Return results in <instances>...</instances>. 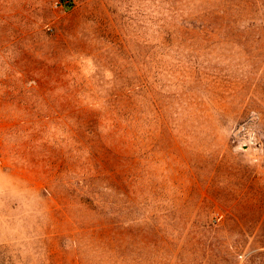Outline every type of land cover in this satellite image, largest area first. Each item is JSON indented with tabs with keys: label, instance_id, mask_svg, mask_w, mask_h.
<instances>
[{
	"label": "rangeland",
	"instance_id": "rangeland-1",
	"mask_svg": "<svg viewBox=\"0 0 264 264\" xmlns=\"http://www.w3.org/2000/svg\"><path fill=\"white\" fill-rule=\"evenodd\" d=\"M244 2L0 0V264H252L264 252L202 226L256 219L264 192V27L233 24ZM113 94L138 104L135 149L103 104Z\"/></svg>",
	"mask_w": 264,
	"mask_h": 264
},
{
	"label": "trees",
	"instance_id": "trees-1",
	"mask_svg": "<svg viewBox=\"0 0 264 264\" xmlns=\"http://www.w3.org/2000/svg\"><path fill=\"white\" fill-rule=\"evenodd\" d=\"M244 5L247 7L250 11H246V15L239 16L232 19L233 24L236 25H242V26H254V27H264V0H244ZM71 3V1H69ZM73 6L68 5V7ZM253 10V11H252ZM243 17V18H240ZM89 99H92V101L95 102V97L89 96ZM103 104L105 105L106 110L110 111L113 115H115V119H119L120 121L126 123L125 131H123L124 135L126 136V144L130 147V149H135L140 145V138H141V130H140V116L138 114V104L134 98V96H127V95H121V94H113L106 97H102ZM124 119V121H123ZM123 123V124H124ZM121 124V125H123ZM120 125V126H121ZM125 125V124H124ZM117 127L121 128L122 127ZM133 160L134 157L129 156L128 160ZM129 164V163H128ZM127 164V166H128ZM221 163L218 166V170H220ZM126 177L128 180V184L130 187V184H135L137 182V170L134 165H129L128 168L125 170ZM190 172V171H189ZM190 177L194 179L195 175L198 174L196 171H192L190 173ZM245 189V193L242 191ZM241 190V195L244 196V194L251 193L253 190L248 187L247 185L244 186ZM255 193V192H254ZM255 198V207H252V211H254V215L257 216L256 219H206L203 221V228H212L213 230L218 231H225L233 233H238L244 237H254L257 239L259 243H261V248L264 249V192L257 190L254 194ZM243 199V198H242ZM177 208V207H176ZM224 208V207H223ZM230 210H234L236 207H228ZM215 210V207L212 208ZM227 209V208H225ZM173 210V209H171ZM212 212V211H211ZM215 212V211H214ZM236 216V215H235ZM158 219H152V220H143L140 222H134L136 223V228L131 229L128 227V224L126 226L125 235L124 238L127 240L128 236L130 237L132 231H135L137 234L143 233V227H151L156 226ZM124 224H121L119 227V224L117 225V229H124ZM157 230V229H156ZM121 236V235H120ZM117 238V237H116ZM134 240L137 241L133 237ZM128 243V242H127ZM129 245V244H128ZM127 256L126 253H123ZM125 257H122L119 262L118 257H116V264H121L122 261H125ZM251 259V263L255 264L257 262H261V257H264V252L254 253ZM135 261V260H134Z\"/></svg>",
	"mask_w": 264,
	"mask_h": 264
}]
</instances>
